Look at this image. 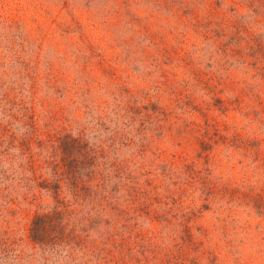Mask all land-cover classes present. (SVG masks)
<instances>
[{"label":"rangeland","instance_id":"1","mask_svg":"<svg viewBox=\"0 0 264 264\" xmlns=\"http://www.w3.org/2000/svg\"><path fill=\"white\" fill-rule=\"evenodd\" d=\"M0 264H264V0H0Z\"/></svg>","mask_w":264,"mask_h":264},{"label":"trees","instance_id":"2","mask_svg":"<svg viewBox=\"0 0 264 264\" xmlns=\"http://www.w3.org/2000/svg\"><path fill=\"white\" fill-rule=\"evenodd\" d=\"M65 206L67 205L65 204ZM61 212L62 210H57L37 215L33 220V225L31 228L33 237L36 235L35 239H43L47 227L53 223L54 216L60 214Z\"/></svg>","mask_w":264,"mask_h":264}]
</instances>
